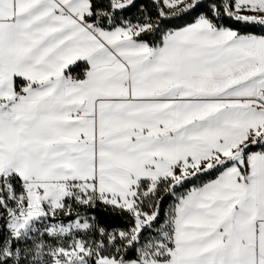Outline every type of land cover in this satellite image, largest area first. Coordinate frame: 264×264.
I'll use <instances>...</instances> for the list:
<instances>
[{
    "label": "snow or ice",
    "instance_id": "snow-or-ice-1",
    "mask_svg": "<svg viewBox=\"0 0 264 264\" xmlns=\"http://www.w3.org/2000/svg\"><path fill=\"white\" fill-rule=\"evenodd\" d=\"M0 264H264V0H0Z\"/></svg>",
    "mask_w": 264,
    "mask_h": 264
}]
</instances>
